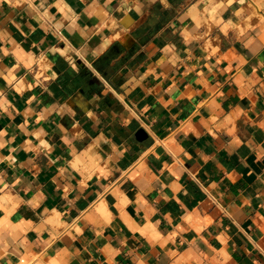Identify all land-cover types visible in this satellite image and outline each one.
Returning <instances> with one entry per match:
<instances>
[{
	"label": "crops",
	"instance_id": "crops-1",
	"mask_svg": "<svg viewBox=\"0 0 264 264\" xmlns=\"http://www.w3.org/2000/svg\"><path fill=\"white\" fill-rule=\"evenodd\" d=\"M0 264H264V0H0Z\"/></svg>",
	"mask_w": 264,
	"mask_h": 264
},
{
	"label": "water",
	"instance_id": "water-1",
	"mask_svg": "<svg viewBox=\"0 0 264 264\" xmlns=\"http://www.w3.org/2000/svg\"><path fill=\"white\" fill-rule=\"evenodd\" d=\"M136 137L138 138V139H142V138H144L145 137V132L143 131V129H138L137 130V132H136Z\"/></svg>",
	"mask_w": 264,
	"mask_h": 264
}]
</instances>
